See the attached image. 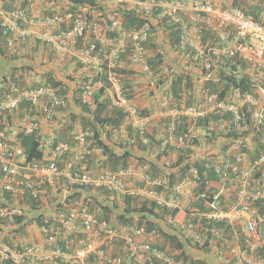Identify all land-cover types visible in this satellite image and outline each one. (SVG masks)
Here are the masks:
<instances>
[{
  "label": "built area",
  "instance_id": "1",
  "mask_svg": "<svg viewBox=\"0 0 264 264\" xmlns=\"http://www.w3.org/2000/svg\"><path fill=\"white\" fill-rule=\"evenodd\" d=\"M104 2L108 5L115 2L124 9H135L138 13L145 11L154 15L158 12L161 15L159 17H167V21L179 24L183 28L179 47L182 58H186V61L190 56L193 61L203 58V67L207 71L215 67L212 55L218 54L220 49L208 47L209 42L203 43L197 36L198 30L193 33V29L182 22L180 12L184 10L188 11L190 19L204 22L216 32L220 42L229 44V55L238 53L257 68L264 67V26L241 8L233 6L234 0H227L226 9L215 8L213 0H191L188 8L183 0ZM112 18L114 20L110 28L118 31L117 38L108 36L98 22H89L86 8L77 13L67 10L54 11L52 14H38L22 7L0 11V28L7 36L10 50L15 46V36L22 39L30 36V27L34 25L52 29L67 25V30L53 33L49 28L38 32L36 37L48 42L64 55L76 56L82 65L99 72L88 76L82 83H71L76 90L68 89L64 95L59 94V86L38 84L20 88L10 76L0 80L3 88L0 90V115L3 117L0 118V219L4 221L25 215H44L43 224H32V228L38 231L33 235L36 241H17L18 248H12L0 240V258L11 260L15 264H96L97 261L122 264V255L114 254L115 247H118L128 252L137 264H189L184 262L183 256L176 257L169 248L153 245L159 240L157 237L163 238L157 228L128 225L125 232L120 233L111 229L106 220L99 219L90 210L85 201L87 195L69 197L75 187L106 186L119 193L149 198L169 210L179 209L190 213V218L181 223L166 217L162 224L168 233H174L195 252H212L216 248L220 259H224V264H264V212L261 210L264 207V150L252 160L240 150L239 142L229 144L223 153L218 149H204L203 153L212 159L213 170L221 180H207L211 190L198 193L196 189L201 184V175L199 169L194 167L185 172L178 183L163 192L156 187L164 186L168 179L148 175L146 167L142 165H130L117 172L99 175L83 170L73 172L75 164L85 161L92 153L87 140L93 132L85 129L79 122L68 131L70 141L55 144L54 136L42 138L44 157L38 161H27L25 149L20 144V133H42L44 124L56 122L61 123L56 125L61 130L63 124L70 119L69 107L73 95L78 96L81 104H94L97 91L104 86L100 78L104 73L110 82L112 105L124 110L141 134L148 129L154 118H170L166 134L162 137V147H168L167 149L187 148L186 136L192 138L196 135L192 128L186 134H176L175 120L180 115L192 120L208 114L218 115L220 119L211 123L209 129L223 132L236 125L234 127L240 133L249 129V124L245 121L246 113L242 111L243 106L248 105L249 112L253 109L252 117L257 108L261 109L254 117L264 118V102L260 101L258 95L264 92L261 86L257 88L256 94L247 92L240 95L237 105L221 98L216 92L205 91L201 105L157 109L142 115L138 107L123 96L118 73L114 70L123 66L121 62H116L120 55L127 54L131 71H140L149 88L147 90L150 93L157 92V83L162 78L149 64L145 48L151 33L147 26L125 27L121 24L123 17L120 12L112 14ZM87 33L91 34L94 42L87 43L86 39L90 38ZM97 44H109L111 48L108 69L102 66L103 59L98 53H94ZM163 73L169 75L168 66H163ZM170 99V96H165V104ZM22 102L29 103L28 114L14 116ZM228 112L231 113L232 120L223 118ZM10 115L16 118L13 122L8 119ZM143 141L147 142V139ZM68 154L70 157L66 164L59 166L58 161ZM198 154L194 153V156ZM136 170H141V180L147 187H137L129 179ZM189 186L192 188L190 201L186 196ZM61 192L65 194L63 198ZM52 196L55 197L54 201L51 200L54 199ZM27 197L42 202L41 209L32 210L23 204L22 200ZM198 200L203 201V208L193 205V201ZM169 223L173 227H169ZM205 223H209V226ZM38 237L42 238L41 243L37 240ZM162 238L160 239L163 241ZM206 246H209L208 250L203 249ZM184 252L185 249H179L178 254ZM91 254H95V257L91 258Z\"/></svg>",
  "mask_w": 264,
  "mask_h": 264
},
{
  "label": "trees",
  "instance_id": "2",
  "mask_svg": "<svg viewBox=\"0 0 264 264\" xmlns=\"http://www.w3.org/2000/svg\"><path fill=\"white\" fill-rule=\"evenodd\" d=\"M66 6L60 8H48L45 9V14H52L54 11H71L73 13L80 12V10H88L89 22H98L107 33L108 36L118 37V31L111 29L110 25L114 20L112 14L121 13V24L127 28L135 27L140 28L147 26L150 34V39L146 43L147 59L153 70L160 74L159 89L161 93L168 94L174 97V101L170 102V106H188L194 105V80L200 74L208 77L207 87L220 95L221 98L228 99L232 104L237 105L240 95L245 93L256 94L258 87L264 88V68H255L254 72H247L248 63L243 61L237 54L229 55L227 48L229 44L220 42V38L210 29L204 22L195 21L190 19L188 11L180 12L182 14V22H185L193 30H198L197 36L201 42L208 43V47L219 48L220 52L216 55H212L215 61V67L211 71H207L203 67V59L193 61L192 57H188L189 60L184 61L179 50L181 43V34L183 28L179 24L173 21H167V17L161 16L158 12L154 15H149L145 11L140 13L135 9H124L119 4L108 5L104 0H66ZM184 5L188 8L191 5V0H183ZM28 1L22 2L20 7H25ZM227 0L217 1V5L214 6L220 9L227 8ZM7 8L14 10L20 8L18 5L8 3ZM233 6L239 7L244 10L248 15L252 16L255 21L260 22L264 26V0H234ZM10 10V11H11ZM160 12V10H159ZM205 15V14H202ZM207 15V14H206ZM67 25H62L56 32L60 30H67ZM87 43L94 42L91 38V34L87 33ZM29 39L26 42L21 43L22 47L29 49L32 47L33 51L38 50L39 47L49 49V46L39 40L29 43ZM83 44V41H82ZM222 49V50H221ZM20 47H16V51L12 53L7 45V36L4 35L0 28V56L6 61L11 60L13 63L20 64L19 59L23 58L20 54ZM110 46L106 44L102 46L97 44V49L94 52L103 59V67L108 69V60L110 57ZM131 50V47L129 48ZM190 54V51H187ZM31 53V52H27ZM192 53V52H191ZM212 54V52H209ZM191 55V54H190ZM240 55V54H239ZM27 60L31 58L32 62L25 65L12 66V81L16 82L20 88H27L36 84H49L60 87L59 94L64 95L68 91L69 82L74 83L75 77L72 75L76 72V69L71 73H67L65 76H59L55 72L53 67L42 70L40 65L38 71L34 68L36 59L32 55L26 56ZM65 65L61 66V73L70 71L71 60L65 57ZM10 62V61H9ZM116 62H121L122 67H118L115 70L119 73L123 71L127 77H121V84L123 86V93L130 99H134L139 93L137 87L140 86V81H135V77L131 75L129 56L127 54H121L120 58ZM45 63V62H44ZM41 62V64H44ZM193 65V69L189 66ZM78 66H81L80 64ZM163 66H168L170 69L169 75L163 73ZM187 67V68H186ZM196 67V69H195ZM35 71V73L33 72ZM263 70V75H261ZM33 74L37 77L33 82L25 77ZM41 74V75H40ZM131 77H128L130 76ZM143 77V75L141 74ZM144 79V77H143ZM79 80H76L77 83ZM144 85V89H148L145 80H141ZM31 83V84H30ZM162 85V87H160ZM73 89V88H72ZM76 88L73 89L75 91ZM152 93V91H151ZM105 89H100V92L95 95V105H84L80 103L78 96L73 95L72 104L77 108L70 110V119L65 123L64 127L55 134L54 143L61 141H70L68 131L73 128L78 122L82 124L85 129L93 131L92 136L88 137L89 147L95 149L92 154L84 161L75 164L72 169L73 172L86 170L94 175H99L105 172H117L122 168H126L130 165L140 166L145 168V172L150 176H163L168 179V182L164 186H157L158 191H166L173 185L178 183V180L189 171L192 167L199 169L201 175V184L196 193L204 190H211L212 187L207 183V180H221L218 173L214 172L212 166V159L205 155L203 152L197 151L195 147H205V149H218L221 153L233 142H239L242 145V150L248 154V157L254 160L261 151L264 150V136L263 125L261 120H257L252 117L253 109L249 112V106L245 105L242 111L246 113V122L249 124V129L243 132H238L235 128L236 125L230 127V130L218 132L209 129V125L214 121L220 119L218 115L208 114L205 117H197L196 119H190L187 116L180 115L176 119V134H186L190 128H192L196 135L192 138L186 136L187 148L179 149L168 147L163 148L161 146L162 137L166 134L168 127L169 117L159 120L155 125L149 127L144 133H140L138 129L132 126L129 116L114 107L111 106L109 99L104 97ZM27 108V109H24ZM29 103L22 102L19 109L14 116H24L29 111ZM151 109H141L142 115L150 113ZM248 111V112H247ZM10 115L8 119L13 122L16 118ZM0 118L3 119L2 115ZM223 118L232 120L230 112L226 113ZM0 119V123L2 121ZM67 124V125H66ZM125 131V133H124ZM20 144L25 149L26 159L28 161L42 160L45 155V151L42 144L43 134L36 132L32 135H24L20 133ZM147 139V142L143 140ZM250 142V143H249ZM74 145V144H72ZM199 154H198V153ZM194 153L198 156H194ZM68 157V158H67ZM70 155L62 157L58 164L63 167L68 161ZM145 184L143 181H136V185L139 186ZM167 186V187H166ZM85 196L86 203L90 206V210L94 212L99 219L106 220L111 229L118 232H125V228L128 225L146 226L149 229L157 228L161 231L163 241L157 237L153 245L159 247H167L171 250L176 257L183 256L184 262L189 264H206L202 258H195L192 254H178L179 249H185L187 247L186 242L178 239L174 233H168L164 228L162 222L166 220V217H171L174 220H188L186 216L181 214L179 209H166L158 205L155 201L142 197L132 196L126 193H119L116 190L109 189L106 186L98 188L90 187H75L69 194V197ZM52 201L55 197H52ZM22 203L29 206L32 210H39L42 207V202L33 198H26L22 200ZM203 201H193V205H200L204 207ZM264 212V207H261ZM188 213V212H187ZM43 214H38L35 217H29L27 215L16 217L13 221L17 228L9 230L3 238V242L7 243L12 248H18L16 241L13 239L20 236H24L26 228L29 224H43ZM166 222V221H165ZM5 221L0 219V232H4L3 225ZM168 223V222H166ZM206 224V223H205ZM209 226V223L206 224ZM169 227H173L169 223ZM10 235L12 238H10ZM26 235V234H25ZM15 236V237H14ZM21 238V237H20ZM188 241V239H187ZM63 245V242H61ZM63 248H65L63 246ZM208 250L209 246L203 247ZM122 248L120 255L123 257L122 264H137V262L131 257L128 252H124ZM0 264H15L11 260H3L0 258Z\"/></svg>",
  "mask_w": 264,
  "mask_h": 264
},
{
  "label": "crops",
  "instance_id": "3",
  "mask_svg": "<svg viewBox=\"0 0 264 264\" xmlns=\"http://www.w3.org/2000/svg\"><path fill=\"white\" fill-rule=\"evenodd\" d=\"M23 1H25V0H0V11L1 10L10 11L11 9L9 10L6 6L8 3H13V4H16L20 7V5L22 4ZM27 1H28V3L24 8H26L27 10H29L31 12H36L38 14H44L46 12L45 9L48 6H49L48 7L49 9L55 8V6L57 8H60L62 6H66V3H67L66 0H27ZM217 1L221 2L222 0H213V4L215 2V5H217ZM114 4H116V3L113 2V3H110L109 5H114ZM215 8H217V6ZM217 9H220V7ZM49 28H51V27H48V26L42 27L40 25H34V26L30 27V36H28L24 39H22L21 37H19L17 35L15 36V46L13 49H11V50L9 49V50L12 51V53H14L16 51V47L17 46L20 47L21 50L19 51V54L23 58L19 59L20 64H18V63H13L11 60H9L10 62L8 60L6 61L4 58H2V56H0V80L3 79L5 76H10L12 79L13 76L11 73V69H12L11 67L16 66V65H25V64H28L29 62H32L31 58H29V60L26 59L27 58L26 56H30V55H32L33 58L36 59L35 65H34V68H36V71H38V69H40L39 65H40L42 70L48 69V67L50 66L56 70L55 73L57 75L62 76L61 73H59V68H61V66L65 65V62H66L65 57H67L69 60L72 61L71 62V69H70V71H68V73L69 72L71 73L73 70H75V65L80 63L76 56H72L70 54L64 55L63 53H61L60 51H57L54 47H52L48 43H46L43 40L38 39L36 37L38 32L46 31ZM58 28L59 27L57 26V27H53V29L51 28L49 30L53 33H57L56 30ZM192 32L195 33V30H192ZM27 39H29V41H30L29 43H33L32 41H34V40L42 41L49 46V49L39 47L38 50L33 51L32 45H31L32 47L29 46V49H25L22 47L21 43L26 42ZM27 52H31V53L27 54ZM41 62H43V63L45 62V63L41 64ZM187 67L192 68V66H190V65ZM33 72L35 73L34 70H33ZM76 72H77L78 77H83V78H86V77L91 76V75L99 74L98 71L92 70L91 68H87L84 65H82L80 68H77ZM119 74L121 77H127L123 71H120ZM131 75H133L135 77L134 83L137 81H140L139 83L141 85V87L140 86L137 87V90H139V93L133 99L135 105L138 107L140 112H141V109H151L150 113H152L153 111H156L157 109H164V107H162L163 106L162 104H165V95H164V93H161V88L157 92L152 91V93H150L148 90H143L144 85L142 84L141 80H144V79L141 76L140 71L132 72ZM131 75L128 77H131ZM25 77H27L26 74H25ZM27 78L30 80V82H33L35 79H37V77L34 74L32 76L29 75ZM195 80L198 81L197 83H195V91L197 92L195 102H198V103L201 102L202 103L204 96L201 95V92H202V89L205 87V84L208 80V77L203 75V74H200L199 76L196 77ZM36 85H38V84H36ZM74 87H75V85H72L69 82V88L72 89ZM1 89H3V88L0 86V90ZM260 92H262V91H260ZM258 95L260 96V101L264 102V92L262 94L259 93ZM263 102H261V103H263ZM69 108H70V110H74V108H76V107L72 103H70ZM258 111L261 112V109L257 108V112H255L254 116L258 115ZM163 118L162 117L154 118L152 120V124H150L149 127L155 125L159 120L161 121ZM131 121H132V119L130 120V122ZM59 123L60 122L44 124L43 129L41 130V132L43 134V138H45V137L48 138V137H50L49 135L55 136V134L58 133L59 129H60L59 126H56ZM64 125L65 124H63L62 127H64ZM204 149H205V147L197 148V150L202 151V152ZM141 176H142L141 170H136V172L132 175V181L135 185H136L137 180L138 181L141 180V178H142ZM141 181H143V179ZM137 187H147V184L146 183L143 185L139 184V186H137ZM191 190H192V188H191V186H189L188 191H187V195H186L187 197H189V201L192 199ZM61 194H62V198H63L65 196L64 192H61ZM180 213L183 215V212H180ZM4 221H5V223L2 225V228H4V232H0V240L1 241L3 240V238L8 233L9 230H12L13 228H17V225L15 226L13 223L14 219L13 220L9 219V220H4ZM29 231H30L31 237H29ZM25 234H23L24 236L19 235V237L16 239L15 238L13 239L12 236L10 235V238H12L16 242L27 240V239H29L30 241H33V240L36 241V239H34L32 234H31V230H30L29 225L26 228ZM37 240H39V243H41L43 241L41 237H38ZM121 250H122L121 248L115 247L114 254H120ZM216 251H217V249L215 248L212 250V252H203V251H196L195 252L194 250H191L188 247L185 248L186 254L189 253V254L194 255L195 258H202L206 262V264H224V259H220L219 253ZM92 257H95V254H91V258ZM96 264H104V263L101 261H97Z\"/></svg>",
  "mask_w": 264,
  "mask_h": 264
},
{
  "label": "clouds",
  "instance_id": "4",
  "mask_svg": "<svg viewBox=\"0 0 264 264\" xmlns=\"http://www.w3.org/2000/svg\"><path fill=\"white\" fill-rule=\"evenodd\" d=\"M44 41V40H43ZM44 42H46V41H44ZM46 43H48V42H46ZM49 44V43H48ZM49 45H51V44H49ZM52 46V45H51ZM53 47V46H52ZM243 61H245V59H243L239 54H237ZM200 59H203V58H200ZM199 59V60H200ZM184 61H186V58H184ZM198 61V60H197ZM75 62V61H74ZM247 62V61H246ZM248 63V67H247V72L248 73H250V72H254L253 70L255 69V68H257V66H255L253 63H250V62H247ZM81 65L82 66V64L81 63H78V64H76L75 65V68L76 67H78V68H80L81 66H77V65ZM193 65L194 64H190V66H192L193 67ZM102 66H103V64H102ZM196 68V67H195ZM264 68V67H263ZM115 72H117L116 70H114ZM118 73V72H117ZM261 75H263V70H261ZM118 78H119V80L121 79V76H120V74L118 73ZM73 77H75V81H74V83L76 82V80H79L78 82H80V83H82V82H84L88 77H86V78H83V77H78L77 76V72H75L74 73V75H73ZM101 80L103 81V83H104V86H102L100 89H102V88H104L105 89V94H104V96L102 97V98H104V97H106V98H108L109 100L108 101H110V104H111V106L112 107H114V108H116V109H118V110H120V111H123V112H125L124 110H122V109H119L118 107H116V106H114V105H112V103H111V98H110V94H109V87H110V82H109V80L107 79V75L104 73L101 77ZM161 79H159V81H160ZM199 80V79H198ZM159 81H158V83H159ZM208 81V80H207ZM198 81L197 80H194V94H195V96H194V99L196 98V94H197V92L195 91V83H197ZM120 83H121V80H120ZM157 83V84H158ZM207 84H208V82H206V84H205V87L202 89V92H201V95L202 96H204V93H205V91H210V92H214V91H211L208 87H207ZM159 85V84H158ZM121 86H122V84H121ZM160 87H162V85H160ZM100 89L97 91V93H99L100 92ZM144 90H147V89H144ZM97 93H96V95H97ZM122 94H123V96L124 97H126L127 99H129L132 103H134V101H133V99H130V98H128L124 93H123V86H122ZM165 96H168V94L167 95H165ZM171 101H174V97L171 95V99H170V101L169 102H167V104H165L164 106H162V107H164V109H170V108H173V107H176L175 105L174 106H170V102ZM195 102V101H194ZM135 104V103H134ZM84 105H88V104H84ZM93 105H95V101H94V104H92L91 106H93ZM198 105H201V103L199 102H195L194 103V105L193 106H198ZM188 106H192V105H188ZM182 107V106H181ZM181 107H177V108H181ZM126 113V112H125ZM127 114V113H126ZM128 115V114H127ZM129 116V115H128ZM206 116V115H205ZM204 116V117H205ZM254 117V116H253ZM255 119H257V120H261L262 121V125L264 124V118H259L258 116L257 117H254ZM129 119L131 120L132 118H130V116H129ZM131 123H132V121H131ZM132 126H134L133 124H132ZM135 127V126H134ZM137 129V128H136ZM89 130V129H88ZM90 131H92V130H90ZM139 131V130H138ZM93 132V131H92ZM124 133H125V131H124ZM93 134V133H92ZM90 136H92V135H90ZM162 139V138H161ZM88 141V140H87ZM162 142V141H161ZM88 144H89V142H88ZM161 146H162V143H161ZM90 148V147H89ZM164 148V147H163ZM166 149V148H165ZM90 150L91 151H93V150H95V149H92V148H90ZM242 152H244V153H246L245 151H243L242 150V145H241V149H240ZM92 154V153H91ZM90 154V155H91ZM247 154V153H246ZM89 155V156H90ZM248 155V154H247ZM28 161V160H27ZM80 162H84V161H80ZM83 171H86V170H83ZM129 179L130 180H132V176L131 177H129ZM53 197V196H52ZM51 197V198H52ZM50 200V199H49ZM51 202V201H50ZM181 212H183V211H181ZM183 214L186 216V218L187 219H189L190 218V213H187L186 211H184L183 212ZM173 219V218H172ZM174 220V219H173ZM183 221H185L184 219H182V220H180V221H178L177 220V223H181V222H183ZM29 227H30V229L32 228V224H29ZM204 252V251H203Z\"/></svg>",
  "mask_w": 264,
  "mask_h": 264
},
{
  "label": "rangeland",
  "instance_id": "5",
  "mask_svg": "<svg viewBox=\"0 0 264 264\" xmlns=\"http://www.w3.org/2000/svg\"><path fill=\"white\" fill-rule=\"evenodd\" d=\"M59 73H61L60 69H59ZM67 73H68V71H65V73H61V75H62V76H65ZM30 230H31V234H32V236L38 232L37 230H35V229H33V228H31ZM29 237H31V236H30V231H29Z\"/></svg>",
  "mask_w": 264,
  "mask_h": 264
}]
</instances>
